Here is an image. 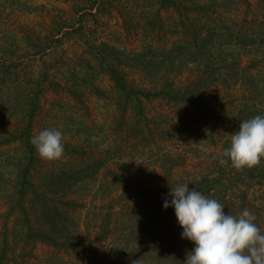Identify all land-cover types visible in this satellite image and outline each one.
Wrapping results in <instances>:
<instances>
[{"label": "rangeland", "instance_id": "obj_1", "mask_svg": "<svg viewBox=\"0 0 264 264\" xmlns=\"http://www.w3.org/2000/svg\"><path fill=\"white\" fill-rule=\"evenodd\" d=\"M81 2L0 0V264H140L112 260L119 255L116 244L123 241L125 222L131 214L142 213L140 221L146 229L149 224L145 197L136 195L123 203V188L131 184L136 190L149 192L163 187L170 179L162 158L174 160V180L195 179L223 156L225 139L219 135L229 129L224 118L237 111V102L250 96L241 81L221 72L217 82L200 88L198 98L205 104L202 112L156 98L153 92L155 98L137 102L130 98L131 92L128 96L117 88L102 58L81 43L79 23H83L87 38L99 46L101 55L113 57L112 63L124 71L131 87L153 89L156 84L162 86L168 75L184 90L196 80L198 83V64L190 63L193 60L187 57L183 59L187 64H179V60L154 74L157 70L151 69L162 60L148 49L167 50L191 35L186 23L194 21L197 12L191 10L185 17L174 7L162 8L160 0H119L91 17L80 12ZM160 17L166 22L164 27ZM220 42V46L225 44L222 37ZM140 53L143 55L137 59ZM248 65L250 58L243 56L242 66ZM260 65L259 72L264 71ZM248 112L244 120L264 115V108ZM29 119L35 134L51 128L63 133L61 158L27 155L34 184V194L29 195L34 211H29V219L35 229L47 231L35 210L36 194L63 203L58 207H68L83 237L79 243H70L67 251L33 242L34 234L27 231L23 237L21 178L23 158L29 150L24 149L20 133ZM235 131L238 129L232 133ZM69 172L77 174L71 183L58 185L62 178L58 174ZM244 183L238 194L245 196L247 208L258 222L260 219L264 232V182L261 186ZM128 209L129 217L122 212ZM22 238L32 242L25 247ZM139 242L135 243L138 248ZM184 243L174 241L173 246L187 251ZM140 255L143 260L148 258Z\"/></svg>", "mask_w": 264, "mask_h": 264}, {"label": "trees", "instance_id": "obj_2", "mask_svg": "<svg viewBox=\"0 0 264 264\" xmlns=\"http://www.w3.org/2000/svg\"><path fill=\"white\" fill-rule=\"evenodd\" d=\"M160 1L162 8L170 9L174 7L176 10H180L178 12L184 14L181 16L188 17V14L192 11H196L197 15L194 21L188 19L190 23H186L192 29V34L179 39L173 45V48L162 50L150 47L148 49L150 54L158 55L162 60L151 70H157L154 74H160L166 64L173 65L179 60L182 61L179 64H187L183 62V59L190 57L193 60L190 63H197L199 66L200 76L198 83L196 80L193 85L181 90L180 86H177L173 79H169L168 75H165L162 86L156 84L153 89L140 86L131 87L124 76V71L113 64V57L108 54L104 58L99 52V46L92 39H88L87 34L84 33L85 27L83 23L78 22L80 41L84 46L90 48L96 57L102 58L101 60L109 67L108 73L117 88L126 92L128 96H130L131 92L133 97L130 98L139 103L142 98L150 99L158 97L171 102L193 106L198 112H202L205 104L198 98V95L201 93L200 88L203 89L204 83L217 82L216 76L218 74L222 75L221 72L232 76L233 79L236 78L238 82L241 81L242 85L248 88L250 96L244 102H237V111L231 113L232 116L229 115L224 118V120H227L229 129L224 133L225 135L220 134L219 139H225L223 147L225 149L230 146L231 140V138L226 140L225 137L232 134L234 130L239 129L240 123L244 120L243 116L248 115L249 110L258 107L264 108V103H260L264 99V71L259 72L258 70L260 64L264 66V0ZM116 2H119V0H82L78 4L82 6L80 12L85 13L86 16L95 17L99 15L105 6ZM95 10H97L96 13L94 12ZM160 19L161 25L164 27L166 22L163 17H160ZM189 28L186 27V30ZM220 37L225 40V44L222 45L223 47L220 46ZM224 48L225 50L222 52ZM142 55L143 53H140L135 57L139 59ZM243 56L250 58V65L242 66ZM152 92L155 97L152 95ZM23 124L20 140L24 145V149L29 150V153L25 152L26 156L23 158V174L21 178L22 197L20 206H22L21 213L24 218L22 226L23 237H26L25 233L27 231L30 234H34L33 242H44L57 248L60 252L67 251L69 250L68 245L70 243H79L83 237V230L77 225L68 207L65 205L58 207V205L63 203H58V200H50L45 198L46 196L44 195L40 196V194H36L38 203L35 210L43 220V226H46L49 230L35 229L29 219L31 216L29 211H34V203H30L29 201V195L34 194V184L30 181L33 169H28L30 163H28L27 155L29 154L31 157L39 155L31 143V138L36 135L34 133L33 122L29 119L24 121ZM221 158L223 156L209 165L203 173H199L195 179L193 178L192 181L188 182L174 180L173 177L177 168L174 160L172 158H162L166 178L170 179L163 187L144 192L143 190H136L131 184L125 186L121 195L123 203H129L131 201L130 198L136 195H143L145 197L149 210L146 213L149 224L147 225L148 229H146L145 222L140 221L142 213H136L135 211L131 214L129 209L122 211L123 213L127 212L128 217L130 214L132 215L125 222L130 227L126 225V229L124 230L126 234L124 233L123 241L116 244V252L119 255L115 256L112 260L122 261L123 259V261L129 260L139 262L140 264H177L183 258H186V253L190 252L193 247L188 245L190 241L181 239L182 229L177 223L174 210L171 207L167 210L163 208V199L170 191V186L177 183H187L190 189L195 188L205 196L218 200L224 204L225 213L239 215L240 212L247 208L249 205H246L247 200L245 196L238 194L240 192L239 187L240 185H245L244 181L246 184L256 183L257 185H262L264 182V158L261 159L258 165L242 170L233 168L230 161L221 165L219 163ZM58 175L62 177L58 180V185L63 186L66 181L67 183L65 184L71 183L77 174L76 172H69L66 174L59 173ZM55 183L57 182L55 181ZM261 209H263L264 213V207ZM115 212L113 211V213ZM110 215H107L104 219H107ZM103 222L110 223L108 220ZM256 223L260 227V219ZM143 233L144 236L141 238L140 235ZM137 240H140L139 248L135 244ZM174 241L185 242L184 244H187V251L173 246ZM30 242L32 240L27 241L25 238H22L23 246H29ZM140 254L148 255V258L143 260ZM151 254L153 256L156 254L157 257L153 259ZM103 261H106V259H103Z\"/></svg>", "mask_w": 264, "mask_h": 264}, {"label": "clouds", "instance_id": "obj_3", "mask_svg": "<svg viewBox=\"0 0 264 264\" xmlns=\"http://www.w3.org/2000/svg\"><path fill=\"white\" fill-rule=\"evenodd\" d=\"M230 146L219 163L236 170L258 165L264 158V115L243 120L230 134ZM40 158L56 160L64 153L63 133L44 129L31 138ZM174 210L181 239L194 244L183 264H264V232L248 208L239 215L225 213L224 204L205 196L187 183L170 186L163 208Z\"/></svg>", "mask_w": 264, "mask_h": 264}]
</instances>
